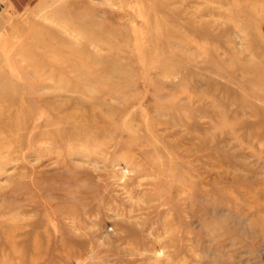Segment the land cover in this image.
I'll list each match as a JSON object with an SVG mask.
<instances>
[{"label":"rangeland","instance_id":"obj_1","mask_svg":"<svg viewBox=\"0 0 264 264\" xmlns=\"http://www.w3.org/2000/svg\"><path fill=\"white\" fill-rule=\"evenodd\" d=\"M0 144V264H264V0H0Z\"/></svg>","mask_w":264,"mask_h":264},{"label":"bare ground","instance_id":"obj_2","mask_svg":"<svg viewBox=\"0 0 264 264\" xmlns=\"http://www.w3.org/2000/svg\"><path fill=\"white\" fill-rule=\"evenodd\" d=\"M59 2H60V1H59ZM63 2H64V1H63ZM104 2H105V1H104ZM19 3H20V2H19ZM46 3H47V2H46ZM57 3H58V2H57ZM13 4H14V3H13ZM64 4H65V3H64ZM14 5H15V4H14ZM49 5H50V4H49ZM14 7H15V6H14ZM22 7H23V6H22ZM17 10H18V9H17ZM66 10H67V9H66ZM26 11H27V9H26ZM42 11H43V9H42ZM31 12H32V11H31ZM31 12H30V13H31ZM32 13H33V12H32ZM40 15H41V14H40ZM31 16H32V15H31ZM38 16H39V15H38ZM43 17H44V16H43ZM38 19H39V18H38ZM45 19H46V18H45ZM31 20H32V19H31ZM36 20H37V19H36ZM21 21H23V20H21ZM39 21H40V20H39ZM41 21H42V20H41ZM82 21H84V19H83ZM82 21H81V22H82ZM16 22H17V20H16ZM18 22H19V21H18ZM29 22H30V21H29ZM34 22H35V21H34ZM31 23H32V22H31ZM23 24H24V23H22V25H23ZM57 24H58V23H57ZM59 24H60V23H59ZM59 24H58V25H59ZM61 24H62V23H61ZM20 25H21V24H20ZM82 25H84V24H82ZM55 26H56V25H55ZM21 27H23V26H21ZM21 27H19V28H21ZM39 27L42 28V26H39ZM31 28H32V27H31ZM52 28H53V27H52ZM58 28H59V27H58ZM58 28H57V29H58ZM86 28H87V27H86ZM43 29H44V28H43ZM81 29H82V28H81ZM47 31H48V30H47ZM58 31H59V30H58ZM60 32H61V31H60ZM83 32H84V31H83ZM45 33H46V32H45ZM85 33H86V32H85ZM40 34H41V33H40ZM25 35H26V34H25ZM43 35H44V34H43ZM49 35H50V34H49ZM49 35H48V37H49ZM63 35H64V33H63ZM66 35H67V34H66ZM75 35H76V34H75ZM82 35H83V34H82ZM82 35H81V36H82ZM14 36H15V35H14ZM17 36H18V34H17ZM38 36H39V35H38ZM83 37H84V36H83ZM41 38H42V37H41ZM46 38H47V37H46ZM49 38H50V37H49ZM68 38H69V37H68ZM73 39H74V38H73ZM61 41H62V40H61ZM76 41H77V40L75 39V42H76ZM69 42H70V41H69ZM73 42H74V40H73ZM68 44H69V43H68ZM71 44H72V43H71ZM71 44H70V45H71ZM71 46H72V45H71ZM71 46H69V47H71ZM58 52H59V50H58ZM61 54H62V53H61ZM61 57H62V56H61ZM31 62H32V61H31ZM11 72H12V71H11ZM34 72H35V71H34ZM37 72H38V71H37ZM23 73H24V72H23ZM30 74H31V73H30ZM10 75H11V74H10ZM34 75H35V74H34ZM50 75H51V74H50ZM17 77H18V75H17ZM38 77H39V75H38ZM18 78H19V77H18ZM38 79H39V78H38ZM38 79H37V80H38ZM44 79H46V78H44ZM50 81H51V79H50ZM22 82H23V81H22ZM37 82H38V81H37ZM67 84H68V83H67ZM59 85L64 86V85H62V83H61V84L59 83ZM50 86H51V85H50ZM53 86H54V85H53ZM53 86H52V87H53ZM56 87H57V84H56ZM59 87H60V86H59ZM59 87H58V88H59ZM22 89H23V88H22ZM49 89H50V88H49ZM54 90H55V89H54ZM59 90H60V89H59ZM61 90H62V89H61ZM44 91H45V90H44ZM56 91H57V90H56ZM59 92H60V91H59ZM14 94H15V93H14ZM2 98H3V97H2ZM4 98H5V97H4ZM4 98H3V99H4ZM39 102H40V101H39ZM10 103H11V102H10ZM35 104H36V103H35ZM10 108H11V107H10ZM16 112H17V111H16ZM17 115H18V114H17ZM0 145H1V144H0ZM123 176H125V175H123ZM123 176H122V177H123ZM11 213H12V212H11ZM11 213H10V214H11Z\"/></svg>","mask_w":264,"mask_h":264}]
</instances>
